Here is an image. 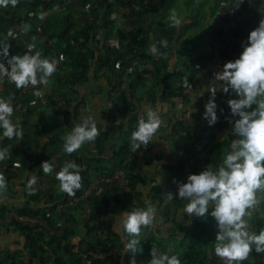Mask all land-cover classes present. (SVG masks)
<instances>
[{
  "label": "crops",
  "instance_id": "1",
  "mask_svg": "<svg viewBox=\"0 0 264 264\" xmlns=\"http://www.w3.org/2000/svg\"><path fill=\"white\" fill-rule=\"evenodd\" d=\"M200 1L208 4L207 12H194L189 16L184 12V16L180 18L181 24L178 26H170L169 16L163 18L160 28L155 26L154 30H149L143 26L144 35L140 36L139 42L146 39L151 48L153 44L159 47L162 40L168 41L166 56L151 54L153 60L161 63L162 76L159 80L151 72L145 73L143 79L138 80L137 70L142 71L151 66H144L143 63L138 65L137 59L133 61L134 56L132 57L131 54L126 57L128 62L123 70L118 68L120 61L117 57L108 56L107 46L119 42L120 39L117 28L112 30V34L107 32V35L111 34L108 37L105 34L106 30H99L98 37L96 36L98 39L95 40L91 35L89 36L91 39L86 41L87 44L74 41L76 37L72 29H76L75 24L63 39L61 37L64 35L65 25L64 27L62 25L61 29H58L59 25L55 26L53 32L45 36L31 29V42L35 37L36 50L41 51L45 58H50V54L44 55L46 49L51 53L62 47L67 53L66 61L57 67V79L52 81L55 75L50 78L49 86L42 85L46 94L44 102L36 101L28 109L20 102L15 105L12 119L14 123L18 122L22 126L23 138H3L0 129V149H7L8 158L11 157L12 162L20 164L18 167L7 164L8 158L0 161V173L9 178L10 168L13 176L16 177L7 183L6 190L0 192V212L3 208L8 209L10 205H16L17 201L19 207L28 201L20 183L28 180L32 172L41 170L42 173L43 162L53 163L54 170L49 175L43 172L40 179H36L33 193L54 191L51 196L59 192L56 174L67 160L81 166L83 169L81 176L87 181L92 180L96 173L106 170L107 165L116 170L121 164H129L145 178L146 183L138 187L142 193L141 200L143 203L149 200L157 208L154 224L157 232L165 238L164 248L165 246L166 248H163V251L170 255V251L176 248L179 237L184 236L197 219L194 215L189 217L185 214L181 222L180 213L186 202L179 200L178 187L167 191L171 184L166 177L167 172L176 167L180 162L179 155L184 151L180 143L189 144L188 154L192 157L191 164L202 172L209 165L218 166L224 152L230 148L231 141L236 138L232 135V124L229 123L233 117H229L228 111L227 118L221 122L222 124H218V108L217 122L214 125L210 126L208 120L204 119L205 105L212 96L211 92H215V103L218 93L215 90V83L198 72L196 62H201L210 56L219 26L218 9L221 8L223 0ZM179 2L181 3L180 0ZM261 3V10L250 31L257 28L260 20L264 19V0ZM214 5L215 11L212 10ZM15 9L10 10V13L15 18H23L18 8ZM42 21L45 25L46 20ZM81 33L82 28L76 36ZM3 39L10 42L9 54L14 56L17 44L7 37H0V40ZM128 41L129 39L123 43ZM245 43H235L228 49L231 61L239 58ZM160 57L164 59L161 60ZM164 62L167 64L165 67ZM179 87L182 91L178 90ZM13 90H18L15 85ZM148 107L158 109L164 123L153 140L145 146V149H141L144 148L142 145L135 156V152L130 149L132 133L130 125L138 124L140 112L146 118L145 110ZM84 112L97 119L100 135L94 142L84 144L81 149L69 155L63 151L62 137L79 123L78 116ZM197 132L198 136H196ZM37 145L38 152L33 150ZM123 147H128V151L122 150ZM184 172L182 179L186 180L191 175V171L186 168ZM16 179H21L20 183L15 181ZM12 187L21 189L18 191L21 199L17 200L10 194ZM159 192L163 193V201L154 198ZM169 192L174 195V200L171 202L166 197ZM44 202L42 201L39 206L42 208L46 206ZM259 215H264V203L260 205L259 211L254 213L252 219ZM122 217L123 215L114 221V229L121 237L120 250L114 254L118 259L116 264L123 263L129 252L121 248L126 244L121 228ZM3 218L4 216H0L1 246L9 243L10 233H13L8 232L7 228L4 229ZM217 233L218 231L212 235L213 245ZM213 245L207 249L209 254L213 251ZM5 252L10 251L1 250L0 254ZM257 255L253 248L247 261L264 258V253L259 254L258 257ZM135 261L136 264H146L142 260L135 259Z\"/></svg>",
  "mask_w": 264,
  "mask_h": 264
},
{
  "label": "clouds",
  "instance_id": "2",
  "mask_svg": "<svg viewBox=\"0 0 264 264\" xmlns=\"http://www.w3.org/2000/svg\"><path fill=\"white\" fill-rule=\"evenodd\" d=\"M18 2L0 0V7H16ZM43 18L42 13L40 19ZM169 21L170 26L181 24L174 10L169 15ZM22 27L27 31L30 25ZM160 47L167 49L168 41L162 40L159 47L153 44L151 54L166 56V53L159 51ZM26 48L25 54L10 56V43L6 39L0 40V80L6 77L17 89L49 86L50 78L57 71V60L45 58L41 51L36 50L35 37ZM5 61L9 67H6ZM215 79L222 82L225 93L231 90L238 97L227 101L233 117L229 123L236 138L231 141L218 166L209 165L199 174L189 175L187 182H178L179 200L186 202L181 209L180 220L183 221L185 214L189 217H206L209 209H213L211 216L218 228L215 255L226 264H242L253 248L258 254L264 253V230L259 234L250 230V220L264 203V19L250 32L239 58L225 63L223 69L215 73ZM211 93L204 114L210 126L217 122L215 92ZM43 94L41 90L33 92L36 97ZM13 99L14 94L7 98L0 97V129L3 138L22 139V126L12 119ZM35 103L33 100L32 104ZM145 111L146 118H140L131 133L130 149L133 152L141 145H148L164 123L158 109L148 107ZM99 135L97 119L89 115L62 137L63 151L71 155L84 144L94 142ZM7 158L8 150L0 149V161ZM42 170L46 175L51 174L53 163L43 162ZM82 171L74 161H65L56 174L60 191L74 196L82 187ZM35 183L36 177L32 176L28 181L29 189ZM6 188V178L0 173V192ZM166 197L169 202L174 200L171 192ZM144 204V207H136L123 214L121 227L126 239V252L135 254L143 251L139 248L141 231L151 227L156 219L157 208L149 200H145ZM151 257L148 264H181L177 255L159 252L155 247L151 250ZM131 264H136L134 258Z\"/></svg>",
  "mask_w": 264,
  "mask_h": 264
},
{
  "label": "trees",
  "instance_id": "3",
  "mask_svg": "<svg viewBox=\"0 0 264 264\" xmlns=\"http://www.w3.org/2000/svg\"><path fill=\"white\" fill-rule=\"evenodd\" d=\"M57 1L59 0H19L16 8H18L20 14L23 15V18H15V16L10 13L11 9L0 12V37H5V32L12 25L17 23L21 25H28L30 23L33 26H31V29H34L35 32H38V27H41L42 29V26H44L42 21L44 19H40V13L46 8L52 7ZM111 1L104 0L102 2L104 8L103 11L100 10L98 14H93L90 17L91 21L89 24L82 28V33L87 36L92 35V38L96 40L98 39L97 34L99 30L104 29L106 30V32L111 33L113 29L117 28L118 33H120V39L117 44L107 46L106 50H108L107 52H109L108 56L117 57L120 61L118 68L120 70H123V68L127 66L128 62L126 57L131 54L132 57L134 56L133 61L137 59L138 65L139 63H143L144 66H151L147 69L144 68L142 71L137 70L138 80L143 79L144 74L148 72H151L153 76L159 80L162 76L160 70L162 67H160L159 61L153 60L152 55L149 51L150 46L148 44V41L146 39H142L139 42V39L141 35H144L143 26H145V18L150 15H156L161 10L165 9L170 5L171 0H154L151 5L141 7L139 9H136L134 7V3H138V1L140 0H122L120 5L128 6L130 8V13H125L120 20L113 19L115 15V8L111 4ZM262 1L263 0H251L248 2V7H246L245 4L240 3V6L242 5L243 12L238 19L240 21L241 19H245L246 22L240 23L239 27L231 29V36L234 37V39L241 37L242 42H247L249 34L251 32L250 30L255 24L257 15L261 10L260 7L262 6ZM9 7L15 8L11 5ZM75 7H77V5L72 1L69 7L66 9V12H68V10L69 12L73 11ZM85 9L91 11L92 7L90 4H86L84 7V11ZM224 10L225 8L218 9L220 13L225 12ZM31 12H35L37 15L35 17H31L29 15ZM74 23L75 18L70 15L68 23L65 24V32L61 37L62 39L66 38L69 31L73 28ZM29 31L31 32L32 30ZM220 31L221 27L218 26L215 37L218 35V33H220ZM83 34L76 36V38H74V41L87 44L86 41L88 39L81 38ZM127 39H129V41L127 43H123ZM54 52H62L65 55L67 54L64 51V48L59 47L57 50L53 52L51 51V53L46 49L44 55H52ZM160 52L167 53L166 49L162 47H160ZM226 56L229 58V61H231L230 52H227ZM206 59L207 58H205L204 60ZM199 63L203 62L199 61ZM163 65L164 67L167 66L166 62H164ZM39 86L41 87L42 85ZM13 89L14 84L9 82L6 84V88L2 94V97L4 98H7L9 95L14 94V99L12 101L13 107H15V105L19 102L22 103L27 109L33 105L32 101L35 100V96L33 95V93L20 94V89H18L17 91H14ZM178 90L182 91V88L179 87ZM226 103L227 98H225L222 93H218L216 99V105L219 113L218 124H220L223 120H226L227 111L229 113V117L231 116V110L226 109ZM136 127L137 124L130 125V130L133 132ZM198 132L200 133L199 130ZM198 132L196 133V136L199 135ZM180 146L184 150L183 153L179 155L180 162L176 165L175 168L167 172L166 175L169 183H171L170 187L167 188V191L172 190V188H177L178 182H187V179H182L186 168H189L191 174L200 173V171L195 168V165L191 164L192 157L190 154H188L190 149L189 144L182 142L180 143ZM122 150L128 151V147H123ZM137 152L135 151V156L137 155ZM120 153H122L121 150ZM17 163L18 162H10V165L12 164L15 166V164ZM120 169L127 171V188L120 187L116 184H106L100 186V189L95 191V194H99L98 201L100 203V207H102L104 211L110 216L108 219L101 221L100 223L104 230H106V236L103 239H98V236L95 237L94 240H97L98 244L91 242L88 244V248L74 251V245L65 243V239L70 234L68 230H65L62 234L59 233L48 236V239H44V236L46 234L44 231L38 230L39 232H37V235H39L40 237L38 239H33L29 232H31L33 229H40L39 225H37V227L34 226L36 228H33L30 226H24L19 221H14V226H16L17 230L25 236L27 245H30L32 247L29 253L30 262H20L16 258V255L10 252H5L3 253L2 258H0V264H31L34 257H39L40 262L38 264H87V262H89L90 264H112L109 261V258L114 255L115 252L120 250L119 242L121 240L120 234H118L114 229L115 216H122L126 211L130 212L133 208L136 207H144V203L141 200L142 193L139 191L138 187L140 186V184L142 185L146 183L145 178L139 171L131 167L129 164H123ZM76 193L81 194V189L76 191ZM37 197L38 196H28V201L24 205L18 207L15 211H17V213L21 215H38L40 211H34L33 209L29 208L28 204L29 202L35 201ZM68 197V194H63V199H67ZM154 198L163 201V193L159 192V194L154 196ZM47 200L48 201L45 203V205L50 206L51 204H55L58 199H55V196H51ZM170 204L171 203H169V205ZM46 206H44V208H46ZM212 210L213 209L211 208L209 209L206 217H197L194 224L192 225V228L186 231L184 233V236H182L181 238L179 237V240H177L175 245L176 248L170 251V255H177L179 257L181 264H209L208 259L210 258V254L207 250L208 248H206V245L212 239V235L218 231L216 221L211 216ZM7 212V209L3 208V210L0 212V216H4ZM43 214L44 217H47V213L44 212ZM63 214L66 215V212L64 211ZM250 225V230L259 234L261 230H264V215H259L256 219H253L252 222L250 221ZM140 241L141 242L139 248H142L143 251H137L135 254L129 251L127 257L123 259V263L118 262V264H131L133 258L142 260L146 262V264H148V262L152 258L151 250L153 247H155L159 252L163 251L165 238L157 232L155 224L153 223L151 227L142 229ZM162 253H165V250ZM255 254L257 255L256 252ZM1 255L2 254H0V257Z\"/></svg>",
  "mask_w": 264,
  "mask_h": 264
},
{
  "label": "rangeland",
  "instance_id": "4",
  "mask_svg": "<svg viewBox=\"0 0 264 264\" xmlns=\"http://www.w3.org/2000/svg\"><path fill=\"white\" fill-rule=\"evenodd\" d=\"M25 1V0H24ZM104 0H73V2L76 3L77 7H75L73 9V11L69 12H62V13H57V12H53L49 19L45 21V25L42 26V33H37L42 35L44 34L47 35V33H52L53 32V28L55 29V26H58V29L62 28V25L64 27L65 24L68 23V19L70 17V15H72V17L76 18L75 21V25H76V29H72L73 35H75L76 37V33H78L80 31L81 28H83L84 26H86L87 24L90 23L91 19L90 17L93 14H98V12L100 10L103 11V5L102 2ZM111 1V0H110ZM122 0H112L111 4L114 6L115 13L117 14L116 16H120L119 13V7L122 6L120 5ZM181 3L179 2V0H171V3L169 6H167L165 9L161 10L159 13H157L156 15H150L147 18H145L146 22H145V27L149 30H154L155 26L157 27H161L162 26V21H164L163 18H165V16H169L171 11L174 10L175 13L177 14V17L180 19L184 16V12H187V16H189L190 14L193 15L192 13L194 12H207L206 9L208 7V4H205L204 2L200 1V0H180ZM86 4H90L92 7L93 12H91L90 10L85 9L84 11V7ZM222 4V3H221ZM10 6V5H9ZM0 7V12L6 11L8 9H11V11H13V8L11 7ZM16 8V7H15ZM14 8V9H15ZM16 10V9H15ZM212 10L215 11L216 7L215 5L212 6ZM115 18V16L113 17ZM30 25L29 30H31V26L32 24H28ZM33 27V26H32ZM74 28V26H73ZM104 30V29H101ZM99 33V32H98ZM107 32H105L106 34ZM83 34V33H81ZM112 34V33H111ZM111 34L107 35L111 36ZM47 37V36H46ZM71 37V36H69ZM74 37V36H73ZM81 38L84 39H90L89 36L87 35H82ZM10 41H13L14 44H17L16 48H15V52L13 53V55H23L27 52V46L29 44H31L32 42V36H31V32L29 33V35L25 38H21V37H13V38H7ZM87 40V41H88ZM10 43V42H9ZM160 49V48H159ZM12 56V55H10ZM161 59V57H160ZM164 58L162 57L161 60H163ZM159 64L161 66V63L159 61ZM56 75V77L52 80H56L57 79V72L54 73ZM54 75V76H55ZM11 83V82H10ZM13 84V83H12ZM46 100V97H45ZM80 123V121H78ZM147 146V145H146ZM142 147V145H141ZM143 147H145V145H143ZM39 146L37 145L36 147H34V151L38 152L39 151ZM145 149V148H144ZM32 150V152H33ZM29 152V150H27ZM34 152V153H36ZM10 153V152H9ZM11 155V154H10ZM12 158L9 157L8 158V163L12 162L11 160ZM21 162V161H20ZM122 166V165H120ZM122 169L117 168L116 170H114V168H112L110 165H107L106 170L96 173L94 176V178L92 180L87 181L86 179L82 178V187L81 189V194H77L75 193L74 196H69L67 199H63V192L60 191L54 194L55 199H58L56 201L55 204H51L50 206H46V208H42L41 203L42 201H45L44 203H46L49 199V197H51V193H53L54 191H49V190H45L41 193H33L34 191V185L32 186L31 189H29L28 187V181L30 180V178L32 176H35L36 179H40V176L43 174V171L41 173V170L36 171V172H32L30 175L31 177H29L28 180L20 183L19 180L21 179H16L15 181H17L18 183H20V186L24 188V194L26 195L25 197L27 198L28 196L33 197V196H38L37 199L33 202H29V208L33 209L34 211H40V213L38 215H26V217H33L34 220H37L38 222H43L46 223L45 226H40V229H33L31 232H29V234L32 236L33 239H38L40 236L37 235V232L39 231H44L46 234L44 236V239H48V236H52L54 234H62L65 230H68V232L70 233L67 238L65 239V243H70L71 245L75 246V250L74 251H78V250H83L88 248V244L93 242L95 244H98L97 240H94L95 237L98 236V239H103L106 235V230H104V228L101 226V221H104L106 219H108L110 216L104 211V209L102 207H100V203H99V194H95V191L97 189L98 186H103L106 185L107 183L105 182L106 179H110L115 173L121 171ZM9 178H6L7 183L11 180H14L13 176V171H11V169L9 168ZM126 171V170H124ZM100 180V182L98 183L97 186H95L96 181ZM11 184V183H10ZM59 184V183H58ZM90 189L89 193L87 194V191ZM11 195L15 196V199H21L19 196L20 194L18 193L19 190L21 189H15V188H11ZM78 191V190H77ZM83 191V192H82ZM38 192V191H37ZM28 195H27V194ZM33 193V194H32ZM98 201V202H97ZM20 205L19 202H16V205H10L9 208L7 209L8 214L12 215V213L17 214V211H15ZM39 206V207H38ZM66 212V215L63 214V212ZM47 213V217H44L43 213ZM257 218V217H256ZM253 218V219H256ZM119 219V216H115V221ZM251 219L250 221L252 222ZM10 223L9 224H5L3 225L4 229L7 230L9 229L8 232H13L10 233V241L8 244L4 243V245H0V251L1 250H6L8 249L12 254L16 255V258L18 259V261L20 262H30V249H32V247L29 245H27L26 240H25V236L21 234L20 231L17 230L16 226H14V221H16L14 218L10 219ZM7 225V229L5 228ZM37 227V226H36ZM33 227V228H36ZM42 228V229H41ZM122 228V227H121ZM4 230V231H5ZM39 230V231H38ZM91 245V244H90ZM213 244L211 242V240L209 241V243L206 245V248L211 247ZM94 246V245H92ZM121 248H123V250H125V247L121 246ZM213 251H210V257L208 259V263L209 264H217V256L215 255V251H214V245H213ZM3 253L1 255L0 258H2ZM117 256L112 255L109 258V261L112 264H116L117 262ZM40 262L39 257H34L31 264H38ZM246 264H264V258H260L259 260L255 261V260H251V261H247L245 262ZM68 264H72V263H68ZM87 264H90L89 262H87Z\"/></svg>",
  "mask_w": 264,
  "mask_h": 264
},
{
  "label": "built area",
  "instance_id": "5",
  "mask_svg": "<svg viewBox=\"0 0 264 264\" xmlns=\"http://www.w3.org/2000/svg\"><path fill=\"white\" fill-rule=\"evenodd\" d=\"M73 0H59L54 3V5L50 8H46L43 10L40 14H44V20H48L50 15L53 12H65L66 9L69 7ZM154 0H140L138 3H134V7L136 9H139L141 7H146L149 6L153 3ZM251 0H223L221 4V8H225V12L218 13L219 15V26L221 27L220 33L215 37L212 50L210 53V56L201 62L203 63H197L196 62V68L198 72H200L202 75L208 77L210 80H212L216 87L215 90L217 93L224 95L225 98H227V101L229 99H237V96L229 90L228 93H225L222 89L223 84L221 81L215 79V73L218 71H221L223 69V66L225 63L229 62V58L226 56V53L229 52L228 49L232 47L235 43H241L242 38L238 37L235 38L231 36V29L239 27L240 23L246 22L245 19H241V21L238 19L243 12V8L241 4H245L246 7H248V2ZM116 10V9H115ZM114 10V11H115ZM119 13L120 16H116L117 14L115 13V18L114 20H120L125 13L129 14L130 13V8L128 6L122 5L119 7ZM31 17H35L37 14L35 12H31L29 14ZM23 25L17 23L12 25L4 34L5 37L7 38H13V37H21L25 38L29 35L30 31L23 30ZM38 32L41 33L42 29L41 27H38ZM11 33V34H10ZM117 42V41H116ZM114 43L113 45L117 44ZM49 44H52V41H49ZM63 57V59H61ZM51 58L57 60V67L60 66L61 64L64 63L66 59V55L64 53H56L54 52L51 55ZM6 67H9L5 61ZM55 75V74H54ZM54 75L52 77H54ZM8 79L5 77L2 80H0V97H2V94L6 88V84L9 83ZM36 90H41L44 94L42 97H36L35 96V101H40L44 102L46 94L44 90L42 89V86L40 87L39 85L36 88H33L32 86H29L28 88H22L19 90L20 94L24 93H33ZM226 109L230 110L228 103H226ZM206 111V109H205ZM87 116H89L88 113L84 112L78 116V121L82 122ZM144 118L142 113L140 112L139 114V119ZM15 166H20V164H15ZM100 180L96 181L95 186L98 185ZM105 182L107 184H116L120 187L127 188L128 185V179H127V171L121 170L117 173H115L110 179H106ZM100 189V186L97 187L96 191ZM90 189L87 191V194L89 193ZM14 218L16 221H19L22 225L24 226H30L34 227L37 225L40 226H45L46 223L43 222H38L37 220H34L33 217H26V215H21V214H13L10 215L8 212L4 215L3 223L9 224L11 221L10 219ZM246 261H243L242 264H246ZM217 264H226L225 261L221 260L219 257L217 258Z\"/></svg>",
  "mask_w": 264,
  "mask_h": 264
}]
</instances>
